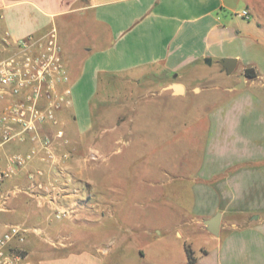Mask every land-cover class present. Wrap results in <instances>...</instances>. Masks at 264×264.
<instances>
[{
    "label": "crops",
    "instance_id": "crops-1",
    "mask_svg": "<svg viewBox=\"0 0 264 264\" xmlns=\"http://www.w3.org/2000/svg\"><path fill=\"white\" fill-rule=\"evenodd\" d=\"M53 30L73 99L58 114L60 127L66 109L83 102L90 107L101 83L108 90L113 82L125 83L132 94L141 78L176 99L203 91L206 79L199 74L206 69L215 66L226 77L222 99L208 111L204 153L191 188V223L213 246L196 254L185 242L184 252L189 246L194 264H264V0H0V35L8 34L10 41L44 38ZM224 59L236 61L230 75L220 65ZM246 69L254 70L256 78H246ZM188 79L189 87L184 84ZM172 84L182 91L166 90ZM239 84L242 88L236 89ZM82 183L74 184L81 188ZM92 191L102 206L99 192ZM80 194L69 199L66 192L58 194L53 204L17 194L2 214L12 213L15 201L25 198L41 210L48 206V217L59 206L66 209V201L69 207L77 202L68 217L74 219L89 211ZM218 213L214 236L204 222ZM9 224L0 222L2 230ZM68 245L51 244L32 263L120 264L108 260L107 250L68 252ZM136 250L138 264H189L186 252L183 260L164 262L147 259L141 247Z\"/></svg>",
    "mask_w": 264,
    "mask_h": 264
},
{
    "label": "rangeland",
    "instance_id": "rangeland-1",
    "mask_svg": "<svg viewBox=\"0 0 264 264\" xmlns=\"http://www.w3.org/2000/svg\"><path fill=\"white\" fill-rule=\"evenodd\" d=\"M200 75L206 79L201 83L206 88L182 98L161 95L157 84L140 78L133 95L125 83L113 82L110 90L101 83L90 107L83 102L66 109L62 127L50 128L51 132L62 129L68 142L56 150L58 155L66 152V160L57 168L73 184L78 179L86 182L78 188L89 211L58 220L48 217V206L41 210L21 198L12 213H1V223L41 233L31 231L26 243L33 263L51 244L71 243L68 252L104 249L110 252L108 260L120 264H138L137 247L147 259L178 262L185 257V242L196 254L213 246L191 223V188L204 153L208 111L219 104L227 80L215 66ZM191 83V79L184 81L187 87ZM90 150L100 159L89 160ZM94 188L102 206L95 200ZM63 234L66 239L61 238Z\"/></svg>",
    "mask_w": 264,
    "mask_h": 264
},
{
    "label": "built area",
    "instance_id": "built-area-1",
    "mask_svg": "<svg viewBox=\"0 0 264 264\" xmlns=\"http://www.w3.org/2000/svg\"><path fill=\"white\" fill-rule=\"evenodd\" d=\"M242 16L247 17V12ZM67 81L54 30L44 38L28 36L15 42L6 33L0 35V213L17 194L41 204H53L65 192L66 199L80 194L70 186L72 179L57 168L66 160V152L58 155L56 151L68 144L65 132L57 129L50 134V128L58 126L59 112L71 102ZM20 146L28 148L21 151ZM88 154L91 161L100 159L95 151ZM52 177L58 179L51 182ZM71 203L69 207L66 201V209L58 203L54 217L68 218L77 205ZM31 231L41 235L34 228ZM31 231L18 224L4 226L0 264H33L26 249Z\"/></svg>",
    "mask_w": 264,
    "mask_h": 264
},
{
    "label": "water",
    "instance_id": "water-1",
    "mask_svg": "<svg viewBox=\"0 0 264 264\" xmlns=\"http://www.w3.org/2000/svg\"><path fill=\"white\" fill-rule=\"evenodd\" d=\"M206 62L208 64H210V60H206ZM220 65H221L222 69L226 72V74L230 75V74H232V72L235 69L236 61L233 59H224L220 62ZM241 80L242 81L244 80L243 75L241 76ZM242 85L243 84H239V86H235V88L240 89V88H242ZM166 90H172L176 94H178L182 91V87L178 84H172V85L166 87ZM220 218H221V214L218 213L215 216H213L212 218H210L209 220L204 222V224L206 226V230L214 236L218 235Z\"/></svg>",
    "mask_w": 264,
    "mask_h": 264
},
{
    "label": "trees",
    "instance_id": "trees-1",
    "mask_svg": "<svg viewBox=\"0 0 264 264\" xmlns=\"http://www.w3.org/2000/svg\"><path fill=\"white\" fill-rule=\"evenodd\" d=\"M244 75L248 79L256 78V74H255L254 70H252V69H246L244 71ZM185 252H186V255H187V258H188V263L189 264H194L195 260L193 258V252L191 251L190 247L187 246V245L185 246Z\"/></svg>",
    "mask_w": 264,
    "mask_h": 264
}]
</instances>
